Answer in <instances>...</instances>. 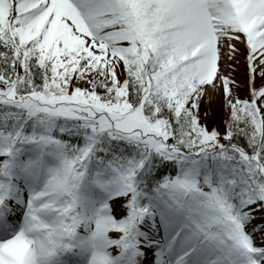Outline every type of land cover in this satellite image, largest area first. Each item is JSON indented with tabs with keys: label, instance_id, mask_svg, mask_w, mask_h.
Instances as JSON below:
<instances>
[{
	"label": "snow or ice",
	"instance_id": "6c2138e0",
	"mask_svg": "<svg viewBox=\"0 0 264 264\" xmlns=\"http://www.w3.org/2000/svg\"><path fill=\"white\" fill-rule=\"evenodd\" d=\"M0 264H264V0H0Z\"/></svg>",
	"mask_w": 264,
	"mask_h": 264
},
{
	"label": "rangeland",
	"instance_id": "374dc122",
	"mask_svg": "<svg viewBox=\"0 0 264 264\" xmlns=\"http://www.w3.org/2000/svg\"><path fill=\"white\" fill-rule=\"evenodd\" d=\"M239 69H240V70H243V68H241V67H239ZM237 74H238L239 79H242V78H241V76H242L241 74H242V73H241V72H238ZM214 96H216V99H215V101H211L212 103H215L216 101L218 102V99H219V96H220V95H213V98H214ZM218 104H221V103L218 102ZM213 117H214V116H213ZM215 117H216V115H215ZM215 119H216V118H214V119H207V122L210 121V123H212L213 120H215ZM207 122H206V123H207ZM208 124H209V123H208ZM215 124H217L218 126H221V123H218V120H215ZM209 126H210V125H209ZM219 128H220V127H219Z\"/></svg>",
	"mask_w": 264,
	"mask_h": 264
}]
</instances>
